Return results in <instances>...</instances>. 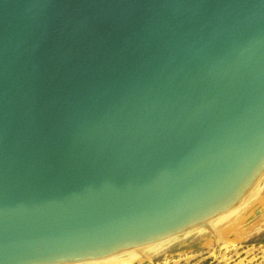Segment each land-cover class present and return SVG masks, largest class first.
<instances>
[{"label":"water","instance_id":"95a60500","mask_svg":"<svg viewBox=\"0 0 264 264\" xmlns=\"http://www.w3.org/2000/svg\"><path fill=\"white\" fill-rule=\"evenodd\" d=\"M264 176V0H0V264L180 236Z\"/></svg>","mask_w":264,"mask_h":264},{"label":"rangeland","instance_id":"374dc122","mask_svg":"<svg viewBox=\"0 0 264 264\" xmlns=\"http://www.w3.org/2000/svg\"><path fill=\"white\" fill-rule=\"evenodd\" d=\"M130 264H264V187L229 212L146 250Z\"/></svg>","mask_w":264,"mask_h":264},{"label":"bare ground","instance_id":"6f19581e","mask_svg":"<svg viewBox=\"0 0 264 264\" xmlns=\"http://www.w3.org/2000/svg\"><path fill=\"white\" fill-rule=\"evenodd\" d=\"M264 187V176L261 180V183L259 185V188L256 192H254L252 195H250L248 198H246L243 202H241L240 204H237V206L241 205L242 203H244L245 201H247L248 199H250L251 197H253L254 195L257 194L258 191H261L262 188ZM235 206V207H237ZM234 207V208H235ZM233 208V209H234ZM169 239L167 240H163V241H159L147 246H143L140 248H136L133 250H129L120 254H116V255H112L103 259H98V260H93V261H87L84 263H76V264H130L132 259L135 257H140L146 250H150V249H155L157 246L167 242ZM126 258L125 260H121L122 258Z\"/></svg>","mask_w":264,"mask_h":264}]
</instances>
